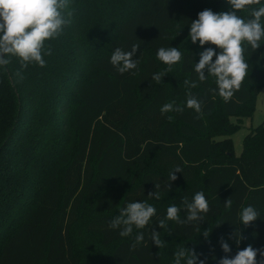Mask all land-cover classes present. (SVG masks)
Returning <instances> with one entry per match:
<instances>
[{"label": "trees", "instance_id": "16d2710c", "mask_svg": "<svg viewBox=\"0 0 264 264\" xmlns=\"http://www.w3.org/2000/svg\"><path fill=\"white\" fill-rule=\"evenodd\" d=\"M140 3L116 21L102 50L87 61V77L73 78L85 59L82 0H70L71 23L45 42L52 47V55L44 56L45 67L29 65L23 80L15 77L20 67L16 58L0 70V264H93L94 258L99 264H174L148 234L152 228L161 234L165 227L157 221L173 204L185 219L183 198L191 201L197 191L209 201L205 220L169 221L166 236L191 240L198 235L190 249L205 264H219L220 258H232L248 245L264 249V128H252L243 139V152L234 155L229 136L214 150L205 119L218 113L220 124L233 125L231 135L237 125L228 117L252 113L254 94L264 85V40L255 51L245 45L248 75L225 103L210 91L216 88L211 75L190 87L197 80L192 66L199 52L220 49L192 44L188 33L199 12L231 11L227 0ZM239 14L247 18L250 10ZM134 43L140 44L134 57L138 67L121 75L109 62L112 51H130ZM170 46L181 51L182 60L156 86L151 76L167 68L157 59V49ZM181 76L190 82L188 88ZM189 93L203 101L200 114L186 107L182 113L161 114L162 105H183ZM219 134L226 136L222 130ZM248 141H253L249 148ZM221 150L223 155L211 161L213 152ZM176 166L182 172L175 173L168 189ZM156 190L158 200L149 197ZM228 198L231 208L224 204ZM134 201L154 206L156 215L144 229L134 227L131 236L122 238L109 225ZM249 205L260 217L243 226L239 213ZM202 228H208L207 240L200 235ZM236 229L244 237L239 245L230 239ZM139 232L145 240L132 249ZM221 238L230 253L221 249ZM261 260L258 253V264Z\"/></svg>", "mask_w": 264, "mask_h": 264}, {"label": "clouds", "instance_id": "9594fccd", "mask_svg": "<svg viewBox=\"0 0 264 264\" xmlns=\"http://www.w3.org/2000/svg\"><path fill=\"white\" fill-rule=\"evenodd\" d=\"M70 0H0V70H5L12 63V59L19 61L20 67L15 72V77L23 80V70L29 65L46 66L44 56L52 55V47H46L45 42L58 38L66 25L71 23L73 13L68 11ZM231 11L215 13L205 9L198 13V18L190 22L188 39L192 44L199 42V46L214 45L220 49L219 53L212 47L199 52V61L193 63L192 71L197 80L185 84L191 88L197 87V82L204 83L208 76L215 77L216 88L210 91L221 97L225 103L230 102L235 92L239 91L243 81L248 75L249 65L245 60L246 47L251 51L261 47L264 40V3L262 0H227ZM256 6V7H252ZM245 9L250 10L249 17H242L239 13ZM140 44H132L130 51L117 47L110 56V64L121 75L137 69L139 59H134ZM157 59L167 65L164 72H157L151 76L153 82H160L171 72L172 66L182 60V53L176 47H160L157 49ZM215 57V60L213 58ZM203 101L190 93L187 94L183 105L165 103L160 108L162 115L170 112L182 113L185 107L194 110L197 114L202 111ZM182 172L176 166L168 176L167 188L170 189L171 181H175V173ZM159 186L156 185V189ZM149 197L160 198L159 191L149 193ZM186 212L185 219L181 220L180 211L175 204L166 209V216L157 221L159 228L166 227L168 221L181 224L193 222L201 223L210 211L209 201L202 191H197L192 200L183 198ZM225 207H232V200L225 201ZM156 208L146 202H129L120 209L110 222L111 229H119L122 237L131 236L133 228L144 229L156 215ZM258 211L251 205L244 207L239 213V221L243 226H248L259 218ZM210 233L205 231L207 240ZM149 239L156 247H163L160 232L154 228L148 234ZM237 245L244 239L241 231L236 229L230 235ZM136 244L145 240V234L139 232L135 236ZM220 246L224 253H230L231 248L226 240L221 238ZM264 258V249H254L251 245L238 250L236 255L229 258L227 255L219 259V264H258L257 255ZM216 259L215 256L212 257ZM174 264H205L199 259L194 249L180 247L174 253ZM264 264V260L261 261Z\"/></svg>", "mask_w": 264, "mask_h": 264}, {"label": "rangeland", "instance_id": "374dc122", "mask_svg": "<svg viewBox=\"0 0 264 264\" xmlns=\"http://www.w3.org/2000/svg\"><path fill=\"white\" fill-rule=\"evenodd\" d=\"M84 8L82 10L80 16V22L82 25V34L85 38V59L84 64L78 66L79 70L73 74V78L81 76L87 77V74L91 72L89 68L86 66L87 61L95 54L99 53L102 50V41L105 37L113 34V26L116 21L121 17L125 16L129 13V11L139 4L140 2H144V0H82ZM194 0H190L189 4H192ZM141 4V3H140ZM159 72H163L161 68ZM165 76L162 78L160 82L156 83L158 86L163 80ZM72 80V79H71ZM180 83L188 88L189 85L185 84V78L183 76L179 77ZM69 86L66 87L68 89ZM230 122H233L237 125V129L231 134L228 135L234 128L231 124H220V117L218 113H214L212 115L205 116L210 136L212 141L214 142V150H218L216 148L217 143L221 138L229 136L232 143V151L234 155H240L243 152V139L244 137L251 131L252 128L257 126H261L264 128V85H262L254 94L252 100V113L249 116H241L238 119L233 116L228 117ZM221 129V127H223ZM221 130L224 131L225 135L219 136ZM55 139L53 136L52 141ZM226 140H228L226 138ZM253 144V141L246 142V147L249 148ZM227 148V143L225 144ZM215 151L213 152L211 161L216 159V155H223V152ZM252 152V151H250ZM148 168H150V163L148 164ZM169 222V221H168ZM166 228L162 230L160 234L161 241L164 246L159 247V251L162 254H165L171 257L174 260V253L180 247L191 248L193 242L198 237L196 235L191 240H186L182 238L176 237H168L166 236ZM208 228H202L200 231V235L207 231ZM126 238V237H122ZM93 239H96L93 236ZM107 256L104 258L106 259ZM93 264H99L98 259H93Z\"/></svg>", "mask_w": 264, "mask_h": 264}, {"label": "water", "instance_id": "95a60500", "mask_svg": "<svg viewBox=\"0 0 264 264\" xmlns=\"http://www.w3.org/2000/svg\"><path fill=\"white\" fill-rule=\"evenodd\" d=\"M262 261V260H261ZM261 261H260V264H261Z\"/></svg>", "mask_w": 264, "mask_h": 264}]
</instances>
